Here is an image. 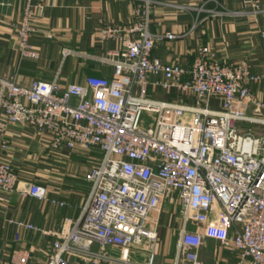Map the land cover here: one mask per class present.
Listing matches in <instances>:
<instances>
[{"label":"built area","instance_id":"2783aa9c","mask_svg":"<svg viewBox=\"0 0 264 264\" xmlns=\"http://www.w3.org/2000/svg\"><path fill=\"white\" fill-rule=\"evenodd\" d=\"M240 1L252 13L260 10V0ZM160 5L202 9L181 0H137L131 23L101 30L121 47L110 59L109 77L63 83L55 76L23 85L0 74L1 135L10 123L29 124L49 135L51 148L86 152L92 164L83 176L87 187L77 216L54 233L44 264H154L158 219L169 192L181 219L178 253L189 264H207L199 259L205 239L234 253L236 264H264V100L250 87L264 80V72L254 74L245 57L222 63L210 45L196 47L190 66L155 56L157 41L176 37L149 29ZM42 8L27 0L16 24L21 58L39 57L30 35ZM260 34L264 38V29ZM150 84L176 86L195 101L154 99L146 94ZM214 97L218 108L211 105ZM143 111L152 119L142 126ZM245 121L259 134L236 127ZM0 189L70 205L38 183L21 184L6 162H0ZM9 221L16 237L21 228L41 230L30 221ZM29 258L27 249L16 250L10 263L35 264Z\"/></svg>","mask_w":264,"mask_h":264},{"label":"crops","instance_id":"0c3cea01","mask_svg":"<svg viewBox=\"0 0 264 264\" xmlns=\"http://www.w3.org/2000/svg\"><path fill=\"white\" fill-rule=\"evenodd\" d=\"M31 1L43 6L41 14L33 19L35 30L30 35V42L38 50L39 57L21 58L17 50L16 24L21 20L27 0H0V74L12 76L15 82L23 85L31 79L55 76L65 83L81 81L86 75L109 77L112 74L110 59L121 47L116 38L103 37L101 30L131 23L137 0ZM181 2L202 9L158 6L149 29L154 33L171 31L176 37L157 41L152 50L155 56L165 62L190 66L196 47L210 45L220 62L245 57L254 74L264 72V38L260 34L264 29V0H260V10L256 13L248 11L240 0ZM64 49L69 51L64 54ZM250 87L264 100V80L250 84ZM146 94L157 100L195 101L193 94L182 93L176 86L163 90L150 84ZM211 105L218 108L219 100L212 98ZM4 133L0 134V162L13 167L21 184L38 183L46 188L47 195L70 203L57 207L44 199L0 189V264H11V254L21 249L30 252L29 262L44 264L56 238L54 233L67 225V218L77 216L87 187L83 176L92 164L86 152H75L64 145L59 149L51 148L49 135L38 132L29 124L10 123ZM3 139L5 147L1 146ZM165 203L178 206L176 197L169 192L158 219L153 262L189 264L178 253L181 219L176 211L163 212ZM10 219L30 221L41 230L21 228L16 237V226ZM187 228L195 229L192 224ZM203 244L208 246L211 254L201 255L203 245L199 259L207 264H236L238 261L234 253L213 239H205ZM133 257L140 261L146 259L137 253Z\"/></svg>","mask_w":264,"mask_h":264},{"label":"rangeland","instance_id":"374dc122","mask_svg":"<svg viewBox=\"0 0 264 264\" xmlns=\"http://www.w3.org/2000/svg\"><path fill=\"white\" fill-rule=\"evenodd\" d=\"M141 125L143 126V125H147L150 121H151V114L150 113H148L147 111H143L142 112V117H141ZM252 127L253 129H254V131H255V133L256 134H259V130L260 129H257V127H255L256 125L255 124H250V123H248V122H242V123H239V122H236V127L240 130V131H243V130H246V128L247 127ZM178 207V206H177ZM177 207L175 208L173 205H171V204H167V203H165V205H164V208H163V212H165V210H166V212H171L172 210L173 211H176V213L178 212L177 211ZM207 245V244H206ZM203 252H202V256L203 255H210L211 253H210V250H208L209 248H208V246H205L204 245V247H203Z\"/></svg>","mask_w":264,"mask_h":264}]
</instances>
